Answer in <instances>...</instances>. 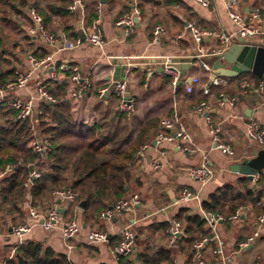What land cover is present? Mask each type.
I'll return each mask as SVG.
<instances>
[{"label":"crops","instance_id":"0c3cea01","mask_svg":"<svg viewBox=\"0 0 264 264\" xmlns=\"http://www.w3.org/2000/svg\"><path fill=\"white\" fill-rule=\"evenodd\" d=\"M97 1L102 5L99 25L104 42L103 48L90 46L80 40L78 18L71 15L72 32H65L58 18H54L52 27L48 28L58 35L65 33L69 36L68 49L60 50L56 47L51 49L39 40L32 42L33 40L23 38L22 31L18 38L19 50L13 53L14 57L10 59V63L15 72L27 70L29 64L26 54L34 50L38 57L41 54H44L43 56L53 54L57 65L66 62L72 67H77L81 82L84 84L88 82L89 86L83 92L82 100H78L71 96L73 90L77 89L67 84L66 97L74 121L90 129H97L102 138L120 143L121 148L134 141L143 125L153 119L158 120L157 127L152 131L148 143L134 155L131 167L132 180L126 188L128 192L125 197L136 194L140 197V203L132 212L121 214L110 220L100 219L99 216L91 219L83 216V208L79 207V201L75 209L52 195L46 202L35 207L29 195L31 186L24 187L25 198L16 206L20 214H0L1 264L5 256H12L15 248L29 242L40 244L64 256L67 264H120L121 259H117L112 250L118 243L119 232L124 227H130L134 231L136 244L134 252L124 259L135 264L138 261L139 252L144 249L146 243L156 248L173 247L178 239L172 246H167L166 230L171 222H178L175 220L178 211L185 210L189 215H198L203 220L204 211L201 204L219 187L236 185L239 179L245 178L230 172L229 167L248 162L264 149L252 144L244 131V124L249 120L257 121L264 127L262 106L264 97L261 98L253 92L261 80L254 75L248 73L233 79L229 78V86L219 91L227 97H234L235 106L219 108L215 104L217 92L212 97L205 98L200 86H196L191 94H187L183 85L179 91L174 92L170 85V78L158 74L167 59H189L194 55L192 51L194 43L189 34L175 41L177 34L184 31L188 23L194 24L201 30L230 36L233 44L240 42L236 38L238 28L226 13L225 0H209L207 8L193 0H83L85 29L97 17L95 10ZM239 1L237 9L245 20L251 9H260L259 31L264 33V3L254 7L249 2ZM134 4L141 11L142 21L130 37L124 38L122 30L115 28L114 21L117 17L128 13ZM25 10L22 16H26L27 9ZM12 17L13 15L10 20L14 21ZM157 25L166 28L167 35L153 44L151 31ZM75 38L80 40L79 45H74ZM262 39L263 36L258 35L249 44L263 46ZM201 48L205 52L217 50L219 42L216 39L206 38L202 41ZM126 56L142 58L137 62V69L132 70L127 78L128 96L134 101V112L130 119H126L117 112V100L111 91V86L108 87L109 91L102 99H98L96 93L102 85L122 76L124 61L121 58ZM205 60H214V58L192 61L184 75L181 76L178 70L181 78L187 80L189 77L196 76L203 84L206 81V75L201 68V63H206ZM68 76L69 74L64 78L67 79ZM45 78L44 73L36 72L25 88L11 93L6 92L7 96L36 98L38 86ZM241 80L248 81L252 86V90L247 95H243L237 86ZM201 102H207L209 107L207 111L199 114L193 108ZM0 105L8 108L6 104L0 103ZM35 106L38 110L40 105ZM232 113H238L241 118H232ZM207 117L213 125H220L225 141L234 151V158H227L213 148ZM172 118H175L189 135L191 144L185 142L180 144L189 147L191 152L182 153L177 147L179 145L177 142L157 145V134L162 132L166 136H173L177 131L176 128L170 130L160 128L161 121ZM12 119H15L14 112L7 118H3L0 114L1 125ZM37 124L38 121H36V131L41 134ZM162 151L165 156L160 158L159 153ZM45 159L43 164L48 169L46 172L48 173L50 162L47 156ZM155 159L160 164L158 169L153 170L150 162ZM204 159L209 162L214 175L210 182L201 185L191 180L186 170L197 167ZM259 176L264 177V170L255 175L250 182V187H254ZM184 189L193 193L197 199L181 201L180 196ZM257 194L259 198L254 205L239 207L243 210L237 219H232L233 215L225 219L214 214L222 218L217 223L216 229L219 238L223 241V247L221 255L218 254L216 244H209L204 248L203 257L207 264H264V225L255 224L256 216L264 212V182L256 188L255 196ZM52 205L63 212L61 214L63 220L75 219L80 224L79 234L68 242L61 239L58 229L45 232L40 224L28 215L30 208L45 210ZM21 225L29 226V232L21 237L12 235L11 230ZM203 228L209 233L205 223ZM90 231L104 232L109 239L106 243L89 244L87 235ZM254 231L258 233V238L253 240L246 249L239 250L237 244L250 237ZM191 262L192 260L189 261L186 255L175 252L170 264H191Z\"/></svg>","mask_w":264,"mask_h":264},{"label":"built area","instance_id":"2783aa9c","mask_svg":"<svg viewBox=\"0 0 264 264\" xmlns=\"http://www.w3.org/2000/svg\"><path fill=\"white\" fill-rule=\"evenodd\" d=\"M200 6L207 8L209 6V0H193ZM239 0H225V10L229 19L238 28L236 38L239 39L240 43L250 45L251 40L262 35V42L264 44V33L259 31V23L261 20V12L258 8H253L250 10L246 17L238 11ZM102 5L99 1L95 4V10L97 12V17L92 21L88 28H84V2L83 0H71L68 6V13L74 18H78V27L83 32L84 42L90 46L103 48L104 42L102 38V33L100 29V13ZM26 16L16 17L13 16L11 19L19 23L23 31V38L41 41L48 48H59L60 50L68 49L70 46L69 36L65 33L60 35L56 34L52 30H48L44 24L43 18L37 13L34 6H29L26 8ZM26 11V10H25ZM142 21L141 11L136 4L133 8L126 14L117 17L114 21V26L116 29H120L123 32L124 38L130 37L135 28ZM189 34L193 40L194 46L192 51L194 55L189 58L193 62L198 61L203 58H216L222 56L232 45V37L226 36L224 34H216L211 31L201 30L192 23H188L184 28V31L177 34L175 41H179ZM167 35V29L163 26L157 25L151 31V42L153 44L157 43L161 37ZM206 38L216 39L219 42V48L210 52H205L201 48V43ZM74 45H79L80 40L75 38L73 40ZM60 45V47L58 46ZM27 61L29 68L25 71L15 72V79L13 83L9 84L5 90H0V103L6 104L14 112V118L21 123H26L30 132L32 133L33 140L31 142L32 153L35 155V159L30 166H25L24 164H19L21 168H30L27 178L24 181V187L32 186V183L39 180L41 176L48 171L43 164L46 160L45 157L50 151L51 142L48 136L43 134H38L36 131V121L41 115V111L37 110L36 104L44 105L46 107H54L56 101L48 94L47 87L49 82L56 81L58 76L57 73L61 72L64 74H69L66 79V83L69 86H73L74 89L71 93L73 98L82 100L83 92L87 90L89 83L85 84L81 82V77L78 68L71 66L66 62H61L56 64L53 59V54L46 55L43 57H38L34 50L28 51ZM123 63L122 76L119 79H115L110 83L102 85L97 89V98L102 99L106 93L109 91V86H111V91L115 99L117 100V112L123 115L126 119H130L134 112V101L129 98L127 91V78L132 70L137 69L138 61H141V57L126 56L121 58ZM201 68L206 75V81L201 84L200 79L196 76L189 77L187 80L182 79L178 70L173 69L171 65V59H167L162 65L160 76H168L170 78V85L174 92L181 89L183 85L184 91L187 94H191L196 86L201 87V93L205 98L212 97L215 95V104L217 107H229L234 108L235 98L227 97L220 89H225L229 86V78L216 76L210 65L206 63H201ZM44 73L46 78L40 82L37 89L36 98H17L9 97L7 93L14 92L19 89L25 88L34 73ZM180 83V84H179ZM238 88L243 95H247L250 90H252L251 84L246 80H241L238 82ZM253 92L263 98L264 97V84L259 81ZM264 108V104L262 105ZM207 102H201L194 106L193 110L199 114L207 111ZM232 118H241L238 113H232ZM209 124V133L211 135V142L213 148L220 152L227 158H234L235 154L230 145L225 141L220 125L211 123L210 118H206ZM177 125V126H176ZM160 128L162 130H170L176 128L177 131L173 136H166L164 133L160 132L156 136V143H174L177 142L179 145L178 149L182 153L191 152L190 148L183 146L180 143L185 142L191 144L190 137L187 134L185 128L181 126L175 118L163 120L160 123ZM245 135L248 140L259 148H264V127L257 121L249 120L244 124ZM139 154V153H138ZM137 154V155H138ZM165 153L162 151L159 153V157L163 158ZM159 161L157 159L150 162L153 170L159 168ZM15 165L9 164L5 167L3 171L0 172V179H2L7 174L11 173ZM188 177L201 184L205 185L213 179L214 172L207 160H203L200 165L194 168H189L186 170ZM255 177V176H254ZM253 177V178H254ZM52 196L58 198L64 203L77 208V193L69 190H60L52 192ZM197 199V197L191 193L189 190L184 189L181 193V201H189ZM140 197L136 194L130 195L117 200L112 206L104 209L100 214V219L110 220L121 214L129 213L134 210V208L139 205ZM243 209L238 208L232 219H237ZM29 217L38 222L45 232H50L52 230L58 229L61 239L64 242L70 241L80 232V224L75 219L63 220L61 214L59 213L57 207L52 205L45 210H38L35 208H30L28 212ZM203 220L205 223L206 230L209 232L207 236L201 238L193 245V258L191 264H207L203 257V250L209 244H216L218 254H222L223 241L219 238L217 234V223L222 220L221 217L215 216L212 213H203ZM255 224L257 226L264 225V212L257 215L255 218ZM30 227L27 225H21L15 227L11 230V234L17 237H21L23 234L29 232ZM182 232V226L179 222L173 221L170 223L169 228L166 230V245L172 246L178 239L179 234ZM258 238V233L254 231L252 235L245 240L239 242L238 249H246L250 243ZM109 236L100 231H90L87 235V240L89 244H102L106 243ZM135 233L130 227H124L118 234V243L114 246L112 253L117 259H124L130 256L135 250ZM3 264V263H2ZM257 264V263H254Z\"/></svg>","mask_w":264,"mask_h":264},{"label":"trees","instance_id":"16d2710c","mask_svg":"<svg viewBox=\"0 0 264 264\" xmlns=\"http://www.w3.org/2000/svg\"><path fill=\"white\" fill-rule=\"evenodd\" d=\"M252 6H260L264 0H243ZM71 0H0V90L13 83L15 71L10 63L14 52L19 50L18 38L22 33L19 23L10 17H20L30 5L42 16L45 26L52 27L53 19L58 18L65 32H72V16L68 13ZM172 3V2H171ZM8 46V47H7ZM44 54L39 55V57ZM67 74L58 72L57 80L49 82L48 94L56 101L52 108L38 106L37 129L51 142L47 158L50 171L32 183L29 195L32 205L46 202L54 191L76 192L77 201H85L83 216L94 219L117 200L124 198L132 180L131 167L134 155L148 143L158 120L153 119L143 125L133 142L121 148L120 143L101 137L97 129L77 124L71 113L66 97ZM12 110L0 105V114L7 118ZM33 140L26 123L16 119L0 124V172L7 165H15L13 171L0 179V214L19 215L17 204L25 198L23 184L35 159L32 153ZM258 174V173H257ZM260 175V174H259ZM252 181V180H251ZM250 180L239 179L236 185L219 187L201 204L204 212L230 218L239 207L254 205L259 198L255 190L264 182L259 176L254 187ZM175 220L181 223L183 232L171 248H156L146 243L138 254L139 264H170L175 252L193 258V245L207 236L204 221L198 215H189L179 210ZM1 254V251H0ZM1 264V263H0ZM3 264H67L64 256L58 255L40 244L26 243L14 249L11 257L5 256ZM120 264H131L121 259Z\"/></svg>","mask_w":264,"mask_h":264},{"label":"water","instance_id":"95a60500","mask_svg":"<svg viewBox=\"0 0 264 264\" xmlns=\"http://www.w3.org/2000/svg\"><path fill=\"white\" fill-rule=\"evenodd\" d=\"M78 35L80 40L84 41L81 30L78 31ZM190 63H192L190 59H171L173 69L179 70L181 76L184 75ZM211 68L216 76L230 79L250 73L264 84V45L254 46L240 42L233 44L222 56L214 58ZM262 170H264V149L245 164H234L229 167L230 172L250 181ZM84 205L85 201L79 202L81 209ZM58 211L60 214L63 213ZM135 264H139L138 261Z\"/></svg>","mask_w":264,"mask_h":264},{"label":"rangeland","instance_id":"374dc122","mask_svg":"<svg viewBox=\"0 0 264 264\" xmlns=\"http://www.w3.org/2000/svg\"><path fill=\"white\" fill-rule=\"evenodd\" d=\"M8 47V46H7ZM21 52V51H20ZM214 60H205V62L208 64V65H212V62H213ZM244 164H245V162H244Z\"/></svg>","mask_w":264,"mask_h":264}]
</instances>
